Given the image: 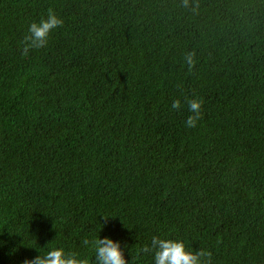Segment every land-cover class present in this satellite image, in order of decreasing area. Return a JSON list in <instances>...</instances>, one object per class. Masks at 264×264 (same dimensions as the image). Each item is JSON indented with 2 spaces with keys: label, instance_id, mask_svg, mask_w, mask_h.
Listing matches in <instances>:
<instances>
[{
  "label": "trees",
  "instance_id": "16d2710c",
  "mask_svg": "<svg viewBox=\"0 0 264 264\" xmlns=\"http://www.w3.org/2000/svg\"><path fill=\"white\" fill-rule=\"evenodd\" d=\"M49 9L68 27L23 54ZM103 32L135 36L142 91L74 75L75 44ZM98 234L128 264H154L153 236L264 264V0H0V264L56 246L95 264Z\"/></svg>",
  "mask_w": 264,
  "mask_h": 264
},
{
  "label": "clouds",
  "instance_id": "9594fccd",
  "mask_svg": "<svg viewBox=\"0 0 264 264\" xmlns=\"http://www.w3.org/2000/svg\"><path fill=\"white\" fill-rule=\"evenodd\" d=\"M184 4L187 6L188 0H184ZM119 12L120 8L104 11V14L110 22L117 23L124 21ZM61 26L68 27V22L64 23L61 17L49 9L46 18L33 21L28 26L29 35L25 36L23 54L26 55L29 49L46 47L50 34ZM194 57L195 53H188L185 56V61L190 67L195 63ZM96 67L101 68L103 75L114 78L116 82L124 81L128 86L136 87L141 91L150 83V69L141 62L137 52L136 38L130 32H103L94 44H75L74 54H72V70L82 87H84L83 83H89L94 78L93 69ZM187 103L192 114L187 117L185 123L191 128L196 126L201 117L202 101L193 98ZM171 107L179 109L180 100H174ZM101 217L105 222L110 218ZM84 244L94 249L95 264H128V259L125 257L127 244L125 243L122 247L121 241L111 236L101 237L98 234L91 241L85 239ZM144 251L153 253L154 264H212L211 252L203 249L193 251L186 247L182 240L153 236L151 245L146 246ZM22 264H89V260L81 257L77 252L56 246L50 247L43 254L25 258Z\"/></svg>",
  "mask_w": 264,
  "mask_h": 264
}]
</instances>
